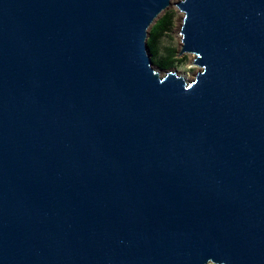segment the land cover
Listing matches in <instances>:
<instances>
[{
	"label": "water",
	"instance_id": "1",
	"mask_svg": "<svg viewBox=\"0 0 264 264\" xmlns=\"http://www.w3.org/2000/svg\"><path fill=\"white\" fill-rule=\"evenodd\" d=\"M0 0V264H264V0Z\"/></svg>",
	"mask_w": 264,
	"mask_h": 264
},
{
	"label": "rangeland",
	"instance_id": "2",
	"mask_svg": "<svg viewBox=\"0 0 264 264\" xmlns=\"http://www.w3.org/2000/svg\"><path fill=\"white\" fill-rule=\"evenodd\" d=\"M178 1L179 0H172V3L174 4L175 2ZM173 4L172 6L167 8L156 20L157 22L167 13L171 14V18H172L171 29L160 38L159 46L162 53L166 52L168 48H175L177 50L178 58H182V60L176 62L174 67H172L171 69L177 70L180 74L184 75L188 80H192L197 74V72L200 70V68L197 65L193 64L194 55L185 54L183 56H179V51L181 49V44H182L181 35L179 33L182 27L183 13L179 12V9ZM152 27L150 28V30L152 29ZM209 264H214V263H209Z\"/></svg>",
	"mask_w": 264,
	"mask_h": 264
},
{
	"label": "trees",
	"instance_id": "3",
	"mask_svg": "<svg viewBox=\"0 0 264 264\" xmlns=\"http://www.w3.org/2000/svg\"><path fill=\"white\" fill-rule=\"evenodd\" d=\"M171 26V14L167 13L153 25L148 39V46L150 53L152 54L154 64L165 70L171 69L174 67L176 62L182 60V58H178L177 50L175 48H168L164 53L160 50V38L171 29Z\"/></svg>",
	"mask_w": 264,
	"mask_h": 264
}]
</instances>
